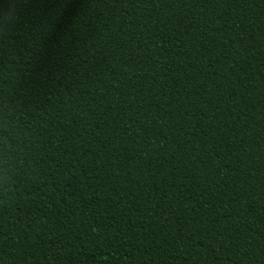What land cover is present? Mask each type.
I'll use <instances>...</instances> for the list:
<instances>
[{
    "label": "trees",
    "instance_id": "16d2710c",
    "mask_svg": "<svg viewBox=\"0 0 264 264\" xmlns=\"http://www.w3.org/2000/svg\"><path fill=\"white\" fill-rule=\"evenodd\" d=\"M19 6L0 264H264V0Z\"/></svg>",
    "mask_w": 264,
    "mask_h": 264
},
{
    "label": "clouds",
    "instance_id": "9594fccd",
    "mask_svg": "<svg viewBox=\"0 0 264 264\" xmlns=\"http://www.w3.org/2000/svg\"><path fill=\"white\" fill-rule=\"evenodd\" d=\"M19 0H0V21H6L19 14Z\"/></svg>",
    "mask_w": 264,
    "mask_h": 264
}]
</instances>
